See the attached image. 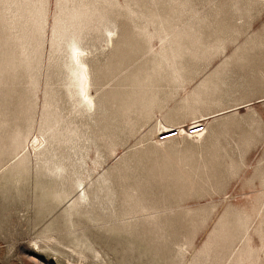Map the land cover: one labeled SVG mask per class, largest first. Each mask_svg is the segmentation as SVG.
<instances>
[{"label":"rangeland","instance_id":"obj_1","mask_svg":"<svg viewBox=\"0 0 264 264\" xmlns=\"http://www.w3.org/2000/svg\"><path fill=\"white\" fill-rule=\"evenodd\" d=\"M0 264H264V0H0Z\"/></svg>","mask_w":264,"mask_h":264},{"label":"bare ground","instance_id":"obj_2","mask_svg":"<svg viewBox=\"0 0 264 264\" xmlns=\"http://www.w3.org/2000/svg\"><path fill=\"white\" fill-rule=\"evenodd\" d=\"M72 57H73V60L78 63L79 60H80V52H79V50H75ZM80 72H82V75H81V78H80V81H79V85H78L79 87H81V90L79 91L80 92V95H81V97L85 98L89 103H92V100H91L92 98L89 95V87H90L89 75L85 71V68L84 67H83V70H81ZM161 127H164L163 128V131L164 132H161L159 134L160 137H161V135H165V134L171 133L173 131H176L177 132V135L175 136V137H177V136H180V134H183L184 133V130H185V124L182 123V122L181 123H178L172 129L166 127L165 125L164 126H161ZM203 130L200 131V132H197L195 134V136H202ZM159 136H158V140H159ZM171 138L172 137H169V135H168L167 140H169ZM39 144H40V142L34 143L35 150H36V148H39L38 147Z\"/></svg>","mask_w":264,"mask_h":264},{"label":"built area","instance_id":"obj_3","mask_svg":"<svg viewBox=\"0 0 264 264\" xmlns=\"http://www.w3.org/2000/svg\"><path fill=\"white\" fill-rule=\"evenodd\" d=\"M202 130H203V125L201 123L195 122L191 126L187 127L186 133L188 135H195L197 132H200ZM168 135H169V137H175L177 135V132L173 131L171 133H168V134H165V135H161V137L159 139L163 140V141L167 140Z\"/></svg>","mask_w":264,"mask_h":264}]
</instances>
